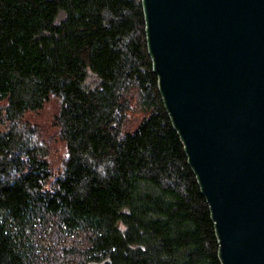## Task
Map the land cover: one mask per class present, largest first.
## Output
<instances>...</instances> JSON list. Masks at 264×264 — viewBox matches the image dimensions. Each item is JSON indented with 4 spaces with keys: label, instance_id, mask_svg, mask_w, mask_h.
Instances as JSON below:
<instances>
[{
    "label": "trees",
    "instance_id": "trees-1",
    "mask_svg": "<svg viewBox=\"0 0 264 264\" xmlns=\"http://www.w3.org/2000/svg\"><path fill=\"white\" fill-rule=\"evenodd\" d=\"M145 28L143 0H0V264H222ZM52 97L57 175L23 121Z\"/></svg>",
    "mask_w": 264,
    "mask_h": 264
},
{
    "label": "water",
    "instance_id": "water-1",
    "mask_svg": "<svg viewBox=\"0 0 264 264\" xmlns=\"http://www.w3.org/2000/svg\"><path fill=\"white\" fill-rule=\"evenodd\" d=\"M158 88L222 264H264V0H143Z\"/></svg>",
    "mask_w": 264,
    "mask_h": 264
},
{
    "label": "rangeland",
    "instance_id": "rangeland-1",
    "mask_svg": "<svg viewBox=\"0 0 264 264\" xmlns=\"http://www.w3.org/2000/svg\"><path fill=\"white\" fill-rule=\"evenodd\" d=\"M59 107V101L52 97L43 105L41 110L26 113L23 117L24 123L34 132V139L42 143V146L46 148L47 162L54 175L59 174L62 162L66 156L65 145L60 140L59 129L55 124V117L59 112ZM140 118V113L136 111L130 113L128 115V128L133 129ZM40 242L44 247V251L48 248L52 252L53 248H57V241L52 242V240L41 238ZM58 244H62L63 246L66 244L73 245L75 243L73 241H64Z\"/></svg>",
    "mask_w": 264,
    "mask_h": 264
}]
</instances>
